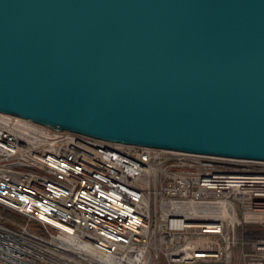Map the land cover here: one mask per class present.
<instances>
[{
	"label": "water",
	"instance_id": "1",
	"mask_svg": "<svg viewBox=\"0 0 264 264\" xmlns=\"http://www.w3.org/2000/svg\"><path fill=\"white\" fill-rule=\"evenodd\" d=\"M0 111L264 160V0H0Z\"/></svg>",
	"mask_w": 264,
	"mask_h": 264
},
{
	"label": "built area",
	"instance_id": "2",
	"mask_svg": "<svg viewBox=\"0 0 264 264\" xmlns=\"http://www.w3.org/2000/svg\"><path fill=\"white\" fill-rule=\"evenodd\" d=\"M0 264H264V160L0 111Z\"/></svg>",
	"mask_w": 264,
	"mask_h": 264
},
{
	"label": "trees",
	"instance_id": "3",
	"mask_svg": "<svg viewBox=\"0 0 264 264\" xmlns=\"http://www.w3.org/2000/svg\"><path fill=\"white\" fill-rule=\"evenodd\" d=\"M0 211H3L5 213H7V214H10V215H12L13 217H15L17 219H20V220L23 219V217L21 215L13 213V212L9 211L8 209L3 208L2 206H0Z\"/></svg>",
	"mask_w": 264,
	"mask_h": 264
}]
</instances>
